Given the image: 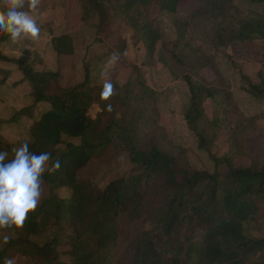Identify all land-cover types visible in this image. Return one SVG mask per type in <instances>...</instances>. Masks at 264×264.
Wrapping results in <instances>:
<instances>
[{"label": "trees", "instance_id": "trees-1", "mask_svg": "<svg viewBox=\"0 0 264 264\" xmlns=\"http://www.w3.org/2000/svg\"><path fill=\"white\" fill-rule=\"evenodd\" d=\"M235 1L78 0L82 21L96 19L95 40L106 48L85 62L81 82L67 86L58 70L38 69L34 60L5 54L2 45L10 37L0 34V85L12 74L7 66L14 67L23 73L15 83L27 81L33 101L8 120L18 124L33 106L47 103L29 122L25 142L33 153H51L42 177L46 195L22 228L2 229L9 239L4 243L5 235L0 237V264L15 255L27 256L32 264H264V237L247 231L248 224L264 222V145L249 166L237 165L232 153L233 145L244 151L248 139L263 137L264 127L258 115L240 110L230 82L203 76L214 68L215 56L190 41L191 19L178 16L181 7L194 4V13L214 27L216 50L238 46L247 51L258 40L264 63V15L241 11ZM162 12L175 15L174 39L163 38ZM117 21L130 27L145 49L142 64H130L123 83L118 75L127 62L128 41L121 34L116 45L108 39ZM51 44L57 56L74 54L69 34L53 36ZM159 44L175 58L188 87L184 119L197 147L209 153L212 170L192 166L188 149L174 143L161 124L158 92L143 69L155 63ZM107 57H113V68L105 81L94 83V65ZM243 77L242 89L263 101L262 74L257 83ZM108 81L113 94L103 100ZM94 105L99 108L95 117L90 115ZM223 130L230 150L218 155L212 149ZM12 148L0 140V151L14 155ZM122 154L129 157V169L104 186L100 175L82 176L92 162L110 164ZM56 159L60 168L49 170ZM64 188L70 189L67 196L60 194Z\"/></svg>", "mask_w": 264, "mask_h": 264}, {"label": "rangeland", "instance_id": "rangeland-1", "mask_svg": "<svg viewBox=\"0 0 264 264\" xmlns=\"http://www.w3.org/2000/svg\"><path fill=\"white\" fill-rule=\"evenodd\" d=\"M235 4L241 11L256 10L264 15V4L252 3L249 0H236ZM0 6H2V0H0ZM194 7V4L181 7L178 16L183 19L188 17L191 19V25L188 28L190 41L197 46H201L210 55L215 56L216 64L214 68L205 69L202 72L203 76L208 80H223L226 84L230 82L229 84L232 85L231 82L234 75L241 73L242 77L245 76L244 73L246 72L250 77L258 81V72L262 66L264 67V63L261 62L262 42L257 40L254 44L248 46L247 51L238 46L216 50L211 42L214 33L212 23L195 14ZM30 14L33 15L40 26V34L37 39L33 41L21 38L16 43H13L10 39L2 45V51L7 55L21 56L20 58L25 61L34 60L38 64L39 69L58 70L61 74L60 82L64 86L81 82L85 78V62L92 57H96L97 54L103 52L104 48H106L101 42L99 43L95 40L94 25L96 19H92L89 24L82 21L81 7L78 0H41L37 11ZM174 21L175 15L172 13L162 12L158 14V25L164 40L175 38ZM61 34L72 36L75 46L74 54L57 56L53 52L48 53L52 37ZM119 34L128 41L127 51L124 55L127 62L118 75L120 77L119 81L123 83L131 71L130 64H142L145 49L141 43L133 39V30L119 21L112 25L111 33L108 36L110 45H116ZM155 57V63L152 66H143V69L148 83L158 92L161 124L165 127L174 143L188 149V158L192 166L198 169L212 170L213 162L209 153L197 147L198 139L195 133L188 128L184 119V113L190 104V95L186 83L181 78V71L175 58L164 51L160 44L157 46ZM113 64V57L103 58L98 61L94 65L92 73L95 79L94 83L105 81L113 68ZM1 78L2 75L0 74ZM241 80L246 84L244 77ZM13 82L6 87H4L5 84L0 85V140L11 143L13 145L12 152L22 142L27 141L29 122L38 117V115L34 116L36 107L34 109L33 106L31 112L25 115L24 119L18 124H14L16 122L11 123L12 121L8 120L16 111L33 105L28 83ZM238 90H241V87ZM244 92L246 91L244 90ZM253 100L255 104L247 102L243 97H239L237 99L238 107L247 114L258 115L260 117L259 125L263 127L264 100ZM46 107V103L40 105L39 112L41 113ZM98 109V106H93L90 109V115L95 117ZM5 123H11L12 125L6 126L4 125ZM263 137L248 139L245 143V152L237 144L232 146V153L237 165L249 166L253 158H258L262 155ZM226 140L227 134L223 130L219 134L216 146L212 149L213 153L222 155L229 152L230 145ZM5 152L8 153L9 159L13 156L9 151L6 150ZM128 169L129 157L126 154H122L110 164H104L100 161L92 162L88 168L82 171V176L100 175V185L104 186L110 180L120 177ZM41 188L42 197L46 195L47 189L44 183L41 184ZM69 193L70 189L67 188L60 191L62 196H67ZM247 231L253 236L264 237V222L248 224ZM2 235L6 234L0 229V237ZM7 262L8 264L9 262L10 264H32V261L23 255L12 256Z\"/></svg>", "mask_w": 264, "mask_h": 264}, {"label": "clouds", "instance_id": "clouds-1", "mask_svg": "<svg viewBox=\"0 0 264 264\" xmlns=\"http://www.w3.org/2000/svg\"><path fill=\"white\" fill-rule=\"evenodd\" d=\"M41 0H2L0 6V34H7L13 43L19 39L36 40L40 26L33 15ZM113 94V84H104L100 95L103 100ZM111 111V105H106ZM51 153H33L27 142L22 143L9 159L8 153L0 151V229L22 228L28 214L34 212L42 195V177L48 168ZM56 159L49 170H58ZM9 237L3 236L7 243ZM10 264V262H9Z\"/></svg>", "mask_w": 264, "mask_h": 264}, {"label": "crops", "instance_id": "crops-1", "mask_svg": "<svg viewBox=\"0 0 264 264\" xmlns=\"http://www.w3.org/2000/svg\"><path fill=\"white\" fill-rule=\"evenodd\" d=\"M165 13H168V12H165ZM49 49L50 50H48V53L49 52H53V53H55L54 51H53V49H52V45L50 44V46H49ZM56 54V53H55ZM31 61V60H30ZM36 67L39 69V66H38V64L36 65ZM7 68H10V69H12V74H11V76H10V78L6 81V83H5V85H4V87H6L7 85H9L10 83H12V81H14L13 83H15L16 81H18V80H16V79H22L23 78V73L20 71V70H17L16 68H14V67H11V66H7ZM240 70V69H239ZM241 70H242V72H243V68L241 67ZM244 73V72H243ZM258 74H259V80L258 81H256V80H254L252 77H250L246 72L244 73V75H246L250 80H252L254 83H257V82H259L260 81V74H262V76L264 77V67L262 66V68L259 70V72H258ZM241 73L240 74H238V75H234V77H233V79H232V90H233V92H234V95H235V98H236V100L239 98V97H243V99H246V101L247 102H249V103H253V104H255V102H254V98H252V97H250L249 95H248V93L247 92H244V90L242 89V86H244V83L242 82V80H241ZM22 83H28L27 81H23ZM21 84V83H20ZM233 84H234V86H233ZM29 85V84H28ZM239 87H241V90H238L239 89ZM42 104H45L44 102L43 103H39V104H37L36 106H34V109H35V107H36V109H35V112H34V116H36V115H38V117L40 116V110H38L39 109V106L40 105H42ZM47 104V103H46ZM94 106H97V105H94ZM47 107H48V104H47ZM46 107V108H47ZM93 107V106H92ZM46 108H44V109H46ZM37 117V118H38ZM263 127H264V125H263Z\"/></svg>", "mask_w": 264, "mask_h": 264}]
</instances>
